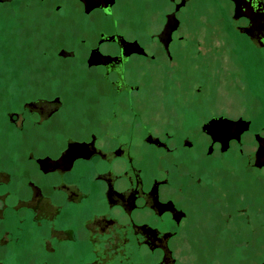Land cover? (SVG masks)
<instances>
[{"label": "flooded vegetation", "instance_id": "obj_1", "mask_svg": "<svg viewBox=\"0 0 264 264\" xmlns=\"http://www.w3.org/2000/svg\"><path fill=\"white\" fill-rule=\"evenodd\" d=\"M30 1L0 0V15L15 21L8 23L10 29L21 19L14 9L31 8ZM34 1L44 7V15L54 20L55 30L65 31L71 24L79 35L77 42L69 37L50 44L42 40L41 57L49 61L51 68L60 67L64 78L67 69L76 66L80 72L76 79L81 84L75 86V94L81 97L92 86L95 97L110 104L106 114L78 136L66 132L61 123L62 112L68 108L64 102L67 93L62 90L46 94L42 90L44 85L57 81L54 72L33 85L35 102L22 106L28 116L14 112L10 119L18 147L33 130L43 131L37 135L40 143H46L31 147L30 155L25 157L33 161L36 177H47L49 182L44 189L48 201L56 205L52 217L42 221L49 236L42 244V255L44 252L52 264H106L104 259H116L117 263L122 259L120 264H125L123 259L135 254H142L143 264H182L170 243L185 242L190 246V259L198 263L197 244L205 230L193 201L199 195L209 202L216 183L207 180L203 173L197 175L196 169L204 160L225 161V153L240 140L224 142L235 131L232 125L206 127L213 119H228L221 116L210 117L201 124L185 123L186 134L177 138L173 133L179 128L177 123H152L147 100L160 94L167 101L171 99L167 104L169 115H178L182 110L192 114L197 109L196 94L200 92L199 67L221 66V62L228 66L231 54L239 57L238 63L243 67H260L264 62L256 56L264 52V0ZM202 2L217 4L219 10L214 20L205 17L199 22L205 16L200 11ZM71 19L77 23L73 24ZM6 24H0V53L4 54L3 63L0 61V103L4 105L0 129L4 137L8 131L4 117L8 80L18 84L13 92L9 91L10 97L17 99L18 108L28 94L18 76L17 64L14 66L6 55L9 51L18 54L20 47L26 45L19 42V37L12 40L13 45L7 43ZM64 31L58 32L66 35ZM252 52L255 53L251 55ZM248 54L251 58H247ZM222 55L228 58L222 60ZM154 83L162 84L157 93ZM31 118L35 120L30 121ZM55 137H61L60 141ZM4 146L3 140L0 158H6ZM239 157L244 168H264L256 165L255 154L246 158L240 153ZM235 173L230 171L229 179ZM30 185L38 191L33 182ZM38 192L37 200L44 195ZM222 204L213 213L218 223L216 232L219 226H229L228 232L237 236L248 226L247 210L241 205L230 207L226 197ZM31 214L28 221L37 220L36 208H32ZM8 218L2 210L0 251L13 241L10 245L15 249L10 252H33L34 244L23 246L21 234L26 218L19 219L18 232L5 233ZM34 226L37 228L38 224ZM17 241L22 242L16 245ZM151 254H156L154 261L146 262Z\"/></svg>", "mask_w": 264, "mask_h": 264}, {"label": "rangeland", "instance_id": "obj_2", "mask_svg": "<svg viewBox=\"0 0 264 264\" xmlns=\"http://www.w3.org/2000/svg\"><path fill=\"white\" fill-rule=\"evenodd\" d=\"M30 5L32 7L28 9H21V7L14 9L17 10L15 11L16 15L21 19L15 26L10 25L11 29L8 23L13 24L15 22L11 21L14 20L13 17L9 18L0 15V24L7 23V43L10 44L12 42L11 45H13L14 42L12 40L15 37H19V42L26 45L25 48L20 47L18 54H16V51H9V54L6 55L10 57V62L14 66L17 64L18 76L24 82L23 86L27 87L24 90L28 93L22 98L21 108H18L17 99L10 97L9 93V91L13 92L18 84L8 80V89H5L7 92L4 97L6 108L4 117L8 130L5 137L0 129V133L2 134L0 136V143L3 140L5 142V148L2 152L6 155V158H0V214L2 215V210H5L7 217L9 216L5 233L18 232L19 219L23 220L26 218L24 224L26 227H23L25 231L21 234L22 238H24L22 241L25 242L23 246H32L34 244L35 250L32 249L33 252L30 251L24 255L10 252L11 249H15V246L10 245L14 244L12 241L7 245L5 250L3 249L4 251H0V255L5 252L3 254L5 256L0 257V264H52L51 259L44 256V252V255H42V244H45L47 237H49L47 232L48 227L42 225V221L52 217L56 205L52 206L48 201L49 195H47V191L44 189L47 182H49L46 179L47 177H36V172H34L36 168L33 165V161L25 158L30 155L29 150L31 147L46 146V143H40L38 138V133L43 131L33 130L24 137V141L20 138L21 142H23L18 147L15 138L16 131L13 129L14 124L10 120L11 117L13 118L14 112L20 113L26 111L25 109L23 110L22 106L24 107V104L26 105L36 100L34 97L35 93H32L33 85L37 84L36 81L41 82L47 75H54V72L57 73V81L44 85L45 87L42 90L46 94L59 93L62 90L67 93L64 102L68 104V108L62 112L64 121L61 123L66 132H71L73 135L78 136L79 132H83V129H89L99 117H103L110 106L108 100L95 97L96 93L92 92L94 91L92 86H88L87 92L84 91V95L81 97H79L80 94H75V86L81 84V82L77 81L80 72H77L76 66L67 67V74L65 73L66 76L64 78V73L59 66V68H51L49 61L41 57L39 52L44 47H40L39 43L42 40H46L50 44L69 37L77 42L79 35L75 26L71 24H68V27L66 26L67 29L65 31L63 29L66 35L60 34L58 31L61 33L63 31L61 29L57 31L53 28L54 24L52 21L54 20L44 15V7L35 1L33 2V0L30 1ZM216 5L211 2L203 3L200 11L204 12L205 16L200 17L199 22H203L205 17L214 20L219 10ZM71 21L72 23L74 21L77 23V20L71 19ZM19 29H22V33ZM247 48H249V44H247ZM253 53L255 52H252L251 55ZM223 55L219 58H222V60L228 58L223 57ZM249 56L248 54L247 58H251ZM256 57L262 58L264 62V52H262V55L257 54ZM211 58L216 57L212 56ZM238 58L235 54H231L229 57L230 65L228 66L222 65L224 63L221 62V66L199 67L197 85L200 88V92L196 94L197 105L195 108L197 109L192 110V114H186V110H182V113L178 115H169L170 110L167 104L171 99L168 98V102L167 98L163 99L160 94H155L147 100L146 108L151 112L152 123H177L179 128L173 130L177 138H183L186 134L185 123L201 124L213 116L216 118L221 116L231 120L241 119L250 124L248 130L241 137L239 144H233L231 150L225 153L224 156L226 157L223 158H228L225 160L226 162H220L217 159L214 162L204 160V162L199 163L200 166L196 169L197 175L203 173L202 175L207 180L210 178L216 183L215 187H213L215 193L210 197L209 202L203 200L204 198L199 195L193 201L194 206L199 210L198 218L202 224L203 231L205 230L197 244L199 258L196 264H264V168L261 170H255L250 167L244 168L242 159L239 157L241 153L246 158H253L257 149L255 138L256 136H264V63L260 67H243L238 63ZM3 60L4 54L0 53L1 63H3ZM201 74L204 77H201ZM208 76L210 77L206 78ZM154 85L156 86L154 88H156L155 91L157 93L162 84L154 83ZM143 92L146 94L147 90ZM1 96L0 90V102ZM0 107V111H3L4 105L0 103ZM26 116L28 115L25 114ZM162 116H164V119ZM1 117L3 115L0 114ZM33 120L35 119H30V121ZM181 124L183 126H180ZM166 132L171 133L172 131L166 130ZM198 133L200 134L199 131ZM54 139L60 141L61 137H55ZM199 144V147H201L202 142H199ZM1 149L2 147H0V151ZM240 150L242 152H239ZM201 158L205 157H199V160ZM215 158L218 157L215 156ZM201 164L204 165L203 169H201ZM232 170H235L237 173L231 175L229 179L228 175H230V171ZM239 181H241V184L238 183ZM32 182L35 186L39 187V192L33 190L30 185ZM4 185L6 186V190L3 192L2 188ZM37 192L39 194L43 193V198L37 200ZM225 197L230 203V207L241 205L247 210L248 226L244 227L241 233H236L237 236H234L231 231L230 233L228 232L229 226H219V232H216L218 223L213 218V213L219 209V205L222 204ZM32 208L37 209L35 216L37 220L28 221L29 217H32ZM36 224H38V227L34 228ZM3 229L4 226L0 224V232ZM44 229L47 230L44 231ZM6 237V240H9L8 235ZM21 242L17 241L16 245ZM0 244H2L1 241ZM170 247L174 256L178 258V262H182V264H194V260L190 259L189 243L171 242ZM35 253L38 254L36 255ZM155 255L151 254L146 262H153ZM132 257V259H123L125 264H143L142 254H135ZM121 261L122 259H118L119 263H117L116 259L103 260L106 264H120Z\"/></svg>", "mask_w": 264, "mask_h": 264}, {"label": "water", "instance_id": "obj_3", "mask_svg": "<svg viewBox=\"0 0 264 264\" xmlns=\"http://www.w3.org/2000/svg\"><path fill=\"white\" fill-rule=\"evenodd\" d=\"M237 13V12H236ZM237 17V16H236ZM219 123H225L234 126L235 131L233 132L232 136L229 138L225 139V143H228L229 140L235 139L237 141L240 140V136L246 132L249 128V122L243 121L241 119L237 121H232L228 119H213L209 122L206 127H210L213 124H219ZM204 127V129L206 128ZM256 142L258 144L257 151L255 153V158H256V165L258 167H263L264 166V138H261L259 136H256Z\"/></svg>", "mask_w": 264, "mask_h": 264}]
</instances>
